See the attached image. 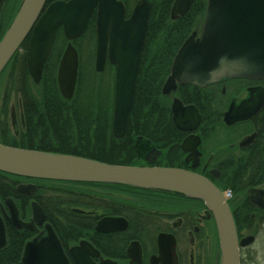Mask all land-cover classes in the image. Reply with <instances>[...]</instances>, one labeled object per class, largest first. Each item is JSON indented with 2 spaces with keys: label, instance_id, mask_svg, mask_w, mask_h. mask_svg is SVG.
I'll list each match as a JSON object with an SVG mask.
<instances>
[{
  "label": "water",
  "instance_id": "water-1",
  "mask_svg": "<svg viewBox=\"0 0 264 264\" xmlns=\"http://www.w3.org/2000/svg\"><path fill=\"white\" fill-rule=\"evenodd\" d=\"M193 0H173L169 19L184 15ZM21 0L8 27L0 38V73L21 43L28 38L26 68L38 84L56 31L60 27L66 45L56 69V84L61 97L69 100L77 77L78 55L72 44L79 38L95 10L94 70L102 72L106 61L114 66L111 133L124 136L132 108L135 83L147 31L150 3L137 0L130 16L117 0ZM230 78L264 80V0H206L200 34L194 28L177 49L162 95L175 91L177 84L204 87ZM171 120L179 129L196 125L199 116L192 106L173 98ZM229 115L225 113L224 120ZM140 139V138H138ZM137 141V140H135ZM186 141V140H185ZM184 141V143H185ZM137 144V143H135ZM150 162V158L145 157ZM0 172L32 180L91 183L167 192L201 201L211 213L219 243V264H239L235 227L223 195L205 177L181 168L116 165L56 152L18 148L0 143ZM36 186L18 184L16 191L32 195ZM30 216L22 220L13 199L0 205V250L6 244L5 223L16 230H35L38 235L22 248L20 264H69L59 239L45 213L35 201L29 202ZM79 213L82 209H74ZM122 217H102L94 232L110 233L125 227ZM163 235H159L160 238ZM249 236L241 245L252 241ZM86 246L88 249H86ZM90 246V245H89ZM85 241L70 249L76 264H114L110 260L93 262L97 256Z\"/></svg>",
  "mask_w": 264,
  "mask_h": 264
},
{
  "label": "flooded vegetation",
  "instance_id": "flooded-vegetation-1",
  "mask_svg": "<svg viewBox=\"0 0 264 264\" xmlns=\"http://www.w3.org/2000/svg\"><path fill=\"white\" fill-rule=\"evenodd\" d=\"M20 1L0 0V38ZM54 1L67 0H53L46 5ZM117 1L123 4L124 19L128 18L137 0ZM147 1L151 9V3L157 0ZM205 7L206 4L203 16L195 27L198 34ZM91 16L95 18V10ZM27 46L23 53H19L23 49L21 45L15 51L16 67L0 81V125L5 122L7 129V117L13 116L18 102L22 112L21 73L22 65L26 68ZM106 68L111 69L110 79L113 81L114 67L106 62L103 71ZM166 77L159 86V93L166 98L170 120L172 99L176 98L183 106H192L199 121L190 128L179 129L171 120V137L165 136V139L155 137L151 130L145 132L144 139L131 133V138L137 140L133 145L135 160L132 166L185 169L208 179L221 194L226 192L225 200L237 238L239 264H247L250 260L248 251L256 242L258 230L264 226V80L230 78L204 87L177 84L174 92L162 95L161 87ZM227 112L229 115L224 120ZM145 157H149L150 162ZM27 183L36 186L32 181L22 180L15 188L18 184ZM66 187L67 190H88L103 195L97 198L94 206L72 208L82 209L94 218L87 221L91 227L84 232L87 234L85 237L68 241L58 238L69 264H76L70 249L80 241H85L97 253V256H89L95 263L110 260L114 264H219L220 250L214 220L210 212H205L201 201L128 187H100L86 183H71ZM107 196L132 204L109 205L106 209L110 202ZM4 200L0 204L3 205ZM31 200L34 199L30 198L28 203ZM102 217H122L125 227L110 233L94 232L95 224ZM46 222L49 223L45 216L43 223ZM42 230L43 224L29 230L33 233L31 238ZM161 234L163 236L159 241ZM249 236L252 241L241 245L242 240Z\"/></svg>",
  "mask_w": 264,
  "mask_h": 264
},
{
  "label": "trees",
  "instance_id": "trees-1",
  "mask_svg": "<svg viewBox=\"0 0 264 264\" xmlns=\"http://www.w3.org/2000/svg\"><path fill=\"white\" fill-rule=\"evenodd\" d=\"M47 3L53 0H46ZM173 0H157L151 3L148 26L141 53L132 108L128 115L126 132L122 138L111 133L112 83H103L93 74L84 80L79 43L85 37L95 42L94 16H91L84 34L73 42L78 52V71L75 90L71 99L66 100L58 92L55 80L59 56L66 40L59 28L50 55L44 65L41 80L35 87L22 65V120L23 127L17 136L7 129L5 122L0 125V143L12 147L34 149L76 155L99 162L116 165H134L135 138L131 133L145 137L151 130L159 139L171 137L172 128L167 101L159 93V86L168 75L170 63L182 42L198 25L203 16L205 0H193L183 16L169 19ZM28 39L21 47L26 50ZM16 54L10 59L1 78L16 67ZM91 58H94V50ZM156 60L159 62H151ZM149 67L152 71L149 72ZM136 143V142H135ZM32 181L37 190L28 197L15 190L17 182ZM70 182L32 180L0 172V203L7 197L15 201L22 219L30 211L28 200L33 198L43 209L46 220L63 241L76 240L86 236L91 227L88 220L92 215L80 214L72 208L93 205L103 195L88 190H67ZM80 184V183H78ZM100 187H121L104 184H87ZM105 206L127 205L130 201L107 196ZM29 230H16L5 223L6 244L0 250V264H18L26 240L31 238Z\"/></svg>",
  "mask_w": 264,
  "mask_h": 264
},
{
  "label": "rangeland",
  "instance_id": "rangeland-1",
  "mask_svg": "<svg viewBox=\"0 0 264 264\" xmlns=\"http://www.w3.org/2000/svg\"><path fill=\"white\" fill-rule=\"evenodd\" d=\"M80 46V58H81V64H82V70H84L83 76L84 80L88 78H93V74L97 77H100V74H97L94 72L93 69V58H91L93 50H94V41L90 38H84L79 43ZM24 49L19 50V53H23ZM14 76L16 77V73L13 72ZM111 76V69L106 68L103 73L101 74V77L99 78L100 82L103 83V87L107 85H111L112 80L110 79ZM110 81V82H109ZM109 82V83H108ZM33 85L36 87L37 84ZM2 87V86H1ZM3 89V88H2ZM1 89H0V95H1ZM16 110L13 113V116L7 117V126L8 129L14 133V136L17 135L18 132L21 131L23 127V121H22V112H21V105L18 102V105L16 104ZM1 120V118H0ZM12 134V133H11ZM250 260L247 264H264V226L260 227L258 230L257 239L254 245L251 246V248L248 251Z\"/></svg>",
  "mask_w": 264,
  "mask_h": 264
},
{
  "label": "bare ground",
  "instance_id": "bare-ground-1",
  "mask_svg": "<svg viewBox=\"0 0 264 264\" xmlns=\"http://www.w3.org/2000/svg\"><path fill=\"white\" fill-rule=\"evenodd\" d=\"M45 4H47V1H46V3ZM149 13H150V11H149Z\"/></svg>",
  "mask_w": 264,
  "mask_h": 264
}]
</instances>
